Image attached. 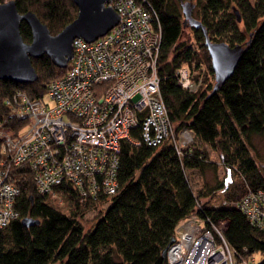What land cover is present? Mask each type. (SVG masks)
Wrapping results in <instances>:
<instances>
[{"label":"trees","instance_id":"trees-1","mask_svg":"<svg viewBox=\"0 0 264 264\" xmlns=\"http://www.w3.org/2000/svg\"><path fill=\"white\" fill-rule=\"evenodd\" d=\"M13 1L20 14L34 13L52 35L77 15L72 0ZM145 1L161 34L157 75L173 129L175 133L190 131L196 143L217 153L219 162L197 146L183 148L179 157L167 143L149 147L122 141L116 193L82 204L70 186L60 185L56 192L63 199L61 205L36 192L27 164L11 165L9 182L19 190L14 202L18 217L0 228V264H166L162 254L174 240L176 227L198 213V208L202 217L214 223L227 220L225 237L230 245L264 264V231L229 204L248 191H264V164L257 161L253 144L254 138L264 137V0H191L189 17L199 27L185 18L186 0ZM186 26L195 44L181 42ZM202 29L210 42L244 48L232 75L216 90ZM19 31L29 43L28 25L21 22ZM31 64L37 74L35 82L0 80V118L12 94L21 91L30 99H43L48 84L67 69L54 66L46 56L31 59ZM183 66L193 82H201L197 92L178 83L177 72ZM23 125L9 123L16 132ZM218 164L225 171L223 181L194 194L185 171L216 172ZM214 192L223 194L219 206L203 205L202 199ZM88 211L97 213L85 230ZM24 218L38 224L24 226Z\"/></svg>","mask_w":264,"mask_h":264},{"label":"built area","instance_id":"built-area-1","mask_svg":"<svg viewBox=\"0 0 264 264\" xmlns=\"http://www.w3.org/2000/svg\"><path fill=\"white\" fill-rule=\"evenodd\" d=\"M145 0H109L118 22L93 42L72 41L73 56L63 76L50 82L43 99L17 91L0 118V228L18 217L19 190L9 166H29L39 195L63 203L57 187L70 186L80 203H95L117 191L121 142L159 147L177 156L191 146L188 130L175 133L160 92L157 61L161 34ZM180 86L197 92L188 69H178ZM10 121L25 122L16 132ZM264 231V191H248L230 202ZM191 214L175 229L166 264H258L225 237L227 220Z\"/></svg>","mask_w":264,"mask_h":264},{"label":"water","instance_id":"water-1","mask_svg":"<svg viewBox=\"0 0 264 264\" xmlns=\"http://www.w3.org/2000/svg\"><path fill=\"white\" fill-rule=\"evenodd\" d=\"M77 7L75 19L57 34H50L38 17L28 11L20 14L13 0L0 3V80H10L18 84L36 81L37 74L31 59L46 56L52 64L65 69L73 56L72 41L81 38L93 42L104 36L118 22L117 13L108 5L109 0H72ZM191 0L183 3L185 18L195 26L200 25L190 19ZM237 21L240 20L235 11ZM21 22L31 31L29 43L23 41L19 27ZM203 30V29H202ZM205 44L214 73V90L227 80L240 61L244 48L241 45L229 46L224 42H210L203 30ZM32 201V198L30 197ZM24 226L38 224L37 220L24 218ZM174 240H171L170 244ZM166 260V250L163 251Z\"/></svg>","mask_w":264,"mask_h":264},{"label":"rangeland","instance_id":"rangeland-1","mask_svg":"<svg viewBox=\"0 0 264 264\" xmlns=\"http://www.w3.org/2000/svg\"><path fill=\"white\" fill-rule=\"evenodd\" d=\"M193 3L195 4V1H193ZM196 12V6L193 9V14L195 15ZM181 42H187L189 44H195V40L193 38V33L190 30L189 26H186L184 28V32L181 38ZM201 74V78H203L202 75L203 72H199ZM194 74H198V72H194ZM253 144L255 146V156L258 158L257 161L260 164H264V137H256L253 139ZM199 147L201 150L205 151L208 153L209 157L211 158V160H214L216 162H219L217 159V153H215L214 151L208 149L206 146L200 145L198 143H196L195 141L191 144V147ZM217 171L216 172H212V171H206L205 173H200L198 171H185V177L186 180L188 182L189 187L191 188L192 192L194 194H198L200 191L202 192V190H204V192H207V189H211L214 187V185L216 184V182L218 181H223V179L225 178V171L224 168L218 164L217 166ZM207 187V188H206ZM223 201V194L219 193V192H214V194H211L207 197H205L204 199H202V203L203 205H205L206 207H216L219 206V204ZM101 210H105V209H101ZM96 213L94 211H88L85 215V230L89 229L95 219H96ZM51 264H63L61 262H56V263H51Z\"/></svg>","mask_w":264,"mask_h":264},{"label":"clouds","instance_id":"clouds-1","mask_svg":"<svg viewBox=\"0 0 264 264\" xmlns=\"http://www.w3.org/2000/svg\"><path fill=\"white\" fill-rule=\"evenodd\" d=\"M165 262H166V260H165Z\"/></svg>","mask_w":264,"mask_h":264}]
</instances>
